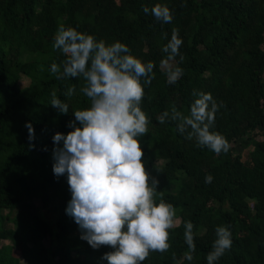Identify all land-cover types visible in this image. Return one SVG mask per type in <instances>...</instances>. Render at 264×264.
Returning <instances> with one entry per match:
<instances>
[{
  "label": "trees",
  "instance_id": "trees-1",
  "mask_svg": "<svg viewBox=\"0 0 264 264\" xmlns=\"http://www.w3.org/2000/svg\"><path fill=\"white\" fill-rule=\"evenodd\" d=\"M156 3L172 10L170 23L143 11ZM61 24L107 43L119 40L155 64L141 104L151 121L141 146L146 170L159 180L156 198L177 208L179 223L169 230V250L151 252L143 264H207L217 226L230 228L233 245L216 264H264V0H0V240L8 241L0 246V264H107L101 257L112 250L93 249L80 238L65 212L67 179L53 173L52 136L70 131L71 112L90 103L82 80L57 79L50 70L66 58L53 48ZM174 29L183 44L170 63L183 75L168 84L162 48ZM73 85L75 94L66 97ZM194 90L221 105L211 130L229 140L227 153L186 139L176 121L158 122L173 106L189 115ZM53 95L69 104V114L49 104ZM208 174L211 183H205ZM35 200L53 206L55 228ZM186 221L194 225L192 261L185 259Z\"/></svg>",
  "mask_w": 264,
  "mask_h": 264
},
{
  "label": "clouds",
  "instance_id": "clouds-1",
  "mask_svg": "<svg viewBox=\"0 0 264 264\" xmlns=\"http://www.w3.org/2000/svg\"><path fill=\"white\" fill-rule=\"evenodd\" d=\"M143 11L151 12L161 23L173 20L167 4L145 5ZM182 44L174 29L162 48L168 54L161 61L168 84H175L183 75L180 66L170 63ZM53 48L66 58L61 65L53 63L51 72L57 79L82 80L80 91L90 101L88 107L71 112L74 119L66 123L70 131L52 136L53 173L56 178L66 177L71 193L65 212L78 225L80 238L93 249H112L101 257L107 264H143L151 252L169 250V230L177 226V208L156 198L159 180L146 170L141 146V137L149 133L151 123L141 104L145 86L155 77V64L142 61L119 40L107 43L63 24L54 36ZM75 92L73 85L64 95L71 97ZM193 96L189 115L173 106L157 117L158 122L176 121L177 131L186 139H195L198 146L217 155L227 153L229 140L211 130L221 105L211 93L194 90ZM49 104L60 114L70 112L69 104L55 95ZM25 127L29 141H34L32 123L26 122ZM212 180L211 174L205 176V183ZM193 227L191 221L184 223L188 261L193 260L196 249ZM215 232L207 264H216L233 245L230 228L217 226Z\"/></svg>",
  "mask_w": 264,
  "mask_h": 264
},
{
  "label": "rangeland",
  "instance_id": "rangeland-1",
  "mask_svg": "<svg viewBox=\"0 0 264 264\" xmlns=\"http://www.w3.org/2000/svg\"><path fill=\"white\" fill-rule=\"evenodd\" d=\"M164 68V67H163ZM21 86H26L28 84V80L26 78H22V80L20 81ZM258 139H260V137H257ZM242 158L243 160L247 163L248 162V150H244L242 151ZM209 165V163H205V164H201L202 168H205ZM34 206L35 209L40 212L42 214V216L44 218H46L50 223L51 226H53V228H55L56 226V213L53 210V206H49L48 208H43L42 203L40 200H35L34 201ZM179 223V219H177V224ZM45 244L46 246H48L47 244V240H45ZM4 243H8L7 240H0V246ZM14 253H18L17 250L14 251Z\"/></svg>",
  "mask_w": 264,
  "mask_h": 264
}]
</instances>
